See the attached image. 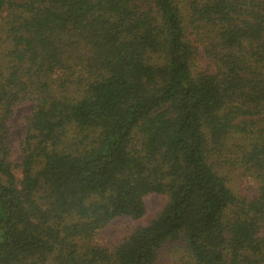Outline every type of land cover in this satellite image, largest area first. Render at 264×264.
<instances>
[{
	"label": "trees",
	"instance_id": "trees-1",
	"mask_svg": "<svg viewBox=\"0 0 264 264\" xmlns=\"http://www.w3.org/2000/svg\"><path fill=\"white\" fill-rule=\"evenodd\" d=\"M150 194L149 225L95 243ZM176 242L264 264V0H0V264H157Z\"/></svg>",
	"mask_w": 264,
	"mask_h": 264
},
{
	"label": "rangeland",
	"instance_id": "rangeland-1",
	"mask_svg": "<svg viewBox=\"0 0 264 264\" xmlns=\"http://www.w3.org/2000/svg\"><path fill=\"white\" fill-rule=\"evenodd\" d=\"M36 107V103H25L18 107L12 119L13 149L10 160L16 168L18 179L22 178L20 164L24 158L23 148L27 135V116L31 115ZM229 183L235 193L240 197L248 196L257 198V182L252 177L238 175L230 176ZM168 203L165 195L150 194L145 198L146 214L141 219L135 220L128 216H123L112 221L109 226L100 231L95 239L99 246L114 249L128 235L139 227L149 225L164 209ZM157 264H195L184 246L180 242L167 245L161 254Z\"/></svg>",
	"mask_w": 264,
	"mask_h": 264
}]
</instances>
